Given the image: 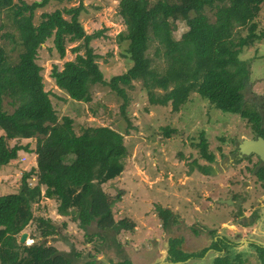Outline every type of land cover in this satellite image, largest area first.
<instances>
[{
  "label": "trees",
  "instance_id": "trees-1",
  "mask_svg": "<svg viewBox=\"0 0 264 264\" xmlns=\"http://www.w3.org/2000/svg\"><path fill=\"white\" fill-rule=\"evenodd\" d=\"M50 1L0 0V14L7 18L1 27L9 28L4 37L14 42L12 48L17 50L13 56L0 42V166L15 160L20 150L36 156L35 166L22 172L17 191L0 194V264H71L82 255L74 246L62 251L47 243L67 222L56 226L49 218L34 217L32 204L41 197L55 199L57 213L69 215L87 242L99 237L97 247L86 253L85 264H103L96 258L101 249H120L118 233L132 231L135 226L128 217L114 218L113 207L120 194L111 195L103 189L104 183L124 170L127 150L122 135L109 126L84 127L77 134L71 117L57 115L36 61L40 45L51 38L62 58L67 43L81 41L72 50L83 52L66 60L61 69L54 65L51 71L56 86L72 100L89 102L91 88L105 86L122 100L120 109L125 115L127 87L140 81L150 104H170L171 110L178 111L196 92L222 112L239 113L259 126L256 113L244 103L249 62L240 59L239 53L264 35L256 20L264 0H119L118 14L125 30L117 37L126 43L123 55L130 65L109 78H105L91 46L102 29L86 34L80 22L83 1L43 11L35 23V11ZM169 19L186 24L179 38L170 30ZM202 59H207V66L200 63ZM155 61L163 62L160 69ZM4 103L12 110L4 109ZM163 130L166 135L171 131ZM200 135L196 145L201 156L212 160L214 156L207 152L205 138ZM33 138L35 147L29 142L10 143L11 139ZM158 211L164 222L171 215L167 209ZM32 221L36 222L37 237L33 233L31 237L35 241L20 243L21 232ZM92 223L98 232L88 233ZM175 245L170 239V253L184 255L175 259L192 255L181 253ZM205 249L197 254L202 255ZM214 249L220 251L225 246ZM228 263L224 255L214 260V264ZM116 264L130 262L123 259Z\"/></svg>",
  "mask_w": 264,
  "mask_h": 264
},
{
  "label": "rangeland",
  "instance_id": "rangeland-1",
  "mask_svg": "<svg viewBox=\"0 0 264 264\" xmlns=\"http://www.w3.org/2000/svg\"><path fill=\"white\" fill-rule=\"evenodd\" d=\"M26 1L30 3L35 0ZM82 1L85 8L81 11L79 19L85 33L89 34L102 29V35L93 39L91 46L98 55V64L105 78L124 72L130 63L123 55L125 54L126 43L124 41L119 42L117 37L120 31L125 30V24L118 14L119 0ZM152 1L154 0H150V2ZM78 2L79 0H63L61 2L52 0L44 8L35 11L34 21L36 23L39 20V15L43 11L62 9L64 6L77 5ZM207 13L211 15L208 10ZM6 19L4 13H1L0 42L4 44L8 53L14 56L17 52L16 49L12 48L14 42L4 37L9 28L1 27L2 22H6ZM256 20L258 22L257 29L264 32V3L261 5ZM168 21L169 28L175 38H179L187 29L183 20L169 19ZM79 43H81L80 40L67 43L65 54L60 58L53 47L52 39H47L37 50L36 61L41 66L44 89L49 91V97L57 115L59 117L63 115L71 117L74 131L77 134L84 127L109 126L123 137V144L127 150L124 170L118 177L103 184V189L107 193L111 195L120 194V200L113 207L114 218L116 220L122 217L136 218L137 224L139 220L144 222L143 225L139 226L140 228L138 227L141 232L138 234V238H143L144 233L149 237L160 235L163 226L158 210L165 208L171 209L172 214L175 211L178 216L183 215L187 224H190L194 217L195 220L198 219L204 224L214 226V231H222L221 222L230 218L228 206L216 203L217 207L206 212L203 210L206 207V202H203L202 198L197 199V191L193 192L190 188L199 185L200 180H207V177L202 175L198 169L199 165L202 167L208 165L205 161L207 159L201 156L200 147L196 144L199 142L202 133L207 145L206 150L216 158L217 165L222 161L220 159L222 157L221 152L224 151L226 154L232 149L234 138L239 139L240 136L249 135L247 134V126L250 123H247L246 119L237 114L222 112L196 92L190 94L188 101L178 111L171 110L170 104H150L144 91L141 90L140 81H133L131 86L127 87L128 104L125 107V115H122L120 109L122 100L105 86H93L90 90L91 100L89 102L72 100L56 86L51 71L54 65L61 69L66 60H73L77 53H82L83 49H80L79 52L72 50V47ZM152 52L153 44L150 46L148 54L151 56ZM239 57L250 63L249 77L251 78L250 81L254 82L250 89L257 93H263L264 35L259 41L244 47L239 53ZM154 63L158 69H160L159 66L163 65V62L155 61ZM200 63L204 67L208 65L207 59L200 60ZM4 109L12 110L6 103H4ZM164 127L171 130L167 135L164 133ZM1 134L3 131L0 129ZM15 141L23 144L29 142L31 147H35L36 144L34 138L11 139L10 143L13 144ZM35 164L36 156L34 153L28 154L20 150L15 160L6 166H0V194L17 191L22 172L35 166ZM33 180L34 178H31V181ZM199 186L203 188L202 185ZM192 201L199 205L201 209L199 212L193 208L197 205H193ZM251 204L244 208L247 214L252 213L251 207L256 206L257 203L251 202ZM56 207L55 199L41 197L32 204L33 215L34 217L49 218L56 226L66 221L73 230L71 232L73 234L70 238L68 233L64 234L62 231L61 234L71 243H75L77 249L83 251L82 254L85 257L86 253L92 252L97 247V241H100L99 237H94L93 242L87 243L85 236L79 232L70 216L59 215ZM177 215L174 214V217ZM35 226L36 222L32 221L23 229L28 233L24 244L30 245L32 241H35L34 239L31 240L32 233H37ZM63 229L61 228V230ZM230 229H234L232 225L224 231L231 233ZM250 229L241 231L240 228V237H244L243 233L249 232ZM95 231V224L92 223L88 228V233ZM52 237L54 238L52 239ZM118 237L122 243L127 241L129 245H133L136 240L132 231H122L118 233ZM47 239V243L56 248L69 249V246L65 245L63 241L57 240L55 236ZM174 243L178 244L179 242L174 241ZM231 247L232 249L229 247L231 253L243 249L239 242L238 245ZM248 247L250 250L254 249L252 246ZM201 248H203L201 245L196 244L192 249L199 250ZM123 257L122 255L114 256L116 259Z\"/></svg>",
  "mask_w": 264,
  "mask_h": 264
},
{
  "label": "flooded vegetation",
  "instance_id": "flooded-vegetation-1",
  "mask_svg": "<svg viewBox=\"0 0 264 264\" xmlns=\"http://www.w3.org/2000/svg\"><path fill=\"white\" fill-rule=\"evenodd\" d=\"M249 72L250 63L248 65L247 85L243 88V99L244 103L250 107L249 110L256 113L257 123H259V126H256L255 122L249 121L246 117H242L241 114L234 113L246 119L247 123H250L247 126V134L249 135L240 136L239 139L234 138L232 140V149L229 153H226L227 155L224 154V151L221 152L222 157L220 159L222 161L217 165L215 157H213L212 160L204 159L208 165L203 167L199 165L198 169L202 175L207 177V180L205 179L199 181V185H202L203 188L199 185L190 187L193 192L197 191V199L202 198L203 202H206V207L203 208L206 212H210L217 207L214 206V204L218 203L220 199H229L230 203L227 204V206L230 210V218L227 221H224L226 224L225 226L220 227L222 231H214V229L210 228L207 224L200 222L198 219L195 220L196 218L194 217L193 219L195 221L193 220L190 224H187L185 223L186 218L183 215H180L177 219V230L181 233V237L172 240L173 242H179L175 245V247L181 253L192 255H189V257L185 259L180 258L177 260L174 256L178 258L184 255L168 254L167 258L170 260L173 259L174 262H184L188 259L198 260L203 257L205 252L210 248L214 249L215 246L231 247L233 245H238L239 242L241 245L252 246L254 248L248 259L251 260V264H264V156L262 157L254 151H246L248 148L245 150L246 152L244 151L245 153H241L239 150L240 144L244 142V140H258L259 138L264 140V92L257 93L250 89L254 82L250 81L251 78L249 77ZM262 152L264 153V149ZM215 172L217 173L214 174ZM251 202H256L257 204L256 206L254 205L251 207L252 213L247 214L244 208L249 206ZM192 203L193 205L196 204L194 201H192ZM193 208H195L198 212L201 210L199 205ZM165 209L171 212V209ZM171 218L172 212L165 222L161 218V225L163 226V229L161 228L162 230L165 231L169 228ZM231 225L234 228L230 229L233 233H226L224 230L228 229ZM240 228L241 231L243 229H251L249 232L243 233L244 237H240ZM95 232H98L97 228ZM116 238L120 244H124L120 241L118 235ZM158 240L159 239H155L154 236L144 240L142 245L145 246L146 249H149L154 246ZM196 244L201 245V247L202 245H205L206 249L202 255L197 254L202 248L199 250H188V248H193ZM142 245H137L135 249H144ZM162 245L163 242L161 243V248L163 247ZM120 250V253L124 256V254H126L125 250L123 248H120ZM146 253L147 252L144 251L142 255L147 256ZM223 255L228 258L230 264H248L246 259H242V254H238L233 258L229 255L228 251L224 250L222 254H219L218 252L216 257H221ZM214 260L211 264H214Z\"/></svg>",
  "mask_w": 264,
  "mask_h": 264
},
{
  "label": "crops",
  "instance_id": "crops-1",
  "mask_svg": "<svg viewBox=\"0 0 264 264\" xmlns=\"http://www.w3.org/2000/svg\"><path fill=\"white\" fill-rule=\"evenodd\" d=\"M208 204H210V203H208ZM214 206H216V204H214ZM174 214L177 215L178 213L173 211L172 218L170 220L169 228L166 229L165 231L164 230H162V231L160 230V235L159 236L153 235V236L149 237L142 231L144 233V237L143 238H138L139 237L138 234H141V232L138 230V227L141 224L143 225L144 222L139 220V223L137 224L136 223L137 219L136 218L135 219L132 218L134 220V222H135V226H134L135 231L133 229L132 233L136 236V240L134 241L133 245L130 244L131 246L129 245V243L127 241L124 244H121L122 245L121 248H123L125 250V253H126V254H124V257L123 258H119V259L114 258V256H116V255H122L123 256V254L120 253L121 250L120 249H116L113 246L110 247L109 249L107 248V246H104L101 249L102 252H99V254L101 256H103V257L100 258L101 256L99 254H97V256H100V257H96L97 261L102 262L103 264H107V261L110 262L111 264H116L117 262H119V261H121L123 259H127L130 262V264H211L213 262L214 258L218 255V252H219V254H222V252L225 250V251H228L229 255L232 256L233 258L236 255H238V254H242V259H246V261H248V264L251 263V260H248V259H249V256H250V253L252 252V250H250L247 245H242V247H243L242 250L239 249L238 251L233 252V253H231V251H230V249H232V247H230V246H226L225 249H222L220 251H216L215 249L210 248V249H208L205 252L203 257L198 259L199 262H198V260H194V259H188V260H186L184 262L183 261L174 262L173 259L172 260L168 259L167 258L168 254H171L170 251H169V247H168L170 239L172 240V239H176V238H180L181 237V235H180L181 233L179 232V230H177V228H178V220L177 219H178L179 216L177 215V216L174 217ZM139 218L142 219V217H139ZM74 224L76 225L75 222H74ZM225 225L226 224L224 223V221H222L221 222V226H225ZM208 226H210V225H208ZM210 228L214 229V226H210ZM77 229L79 230V232H81V234H83V231L80 228H77ZM70 230H71V228L67 224L66 228L61 230V232L63 231L64 234L68 233L67 235H69V238H70L71 234H73V233H71V232H73V230H71V231ZM154 236H155V239H159V240L155 243L154 246H152L149 249H146V247L142 245V242H144V240L149 239V238L154 237ZM56 238H57V240L63 241V243L65 245H67L66 244L67 243L66 240H69L61 233L59 235H57ZM162 242H163V245H162L163 247L161 248V243ZM87 243H89V242H87ZM70 244L72 246H74L76 248V250H78L75 243L72 242ZM137 245H142L144 247V249H141V250L140 249H135V247ZM202 247L205 248V245L204 246L202 245ZM229 247H230V249H229ZM68 248H70V247H68ZM57 249H59V248H57ZM59 250L69 251L70 249H68V250L59 249ZM118 250H120V251H118ZM143 250L147 252L146 253L147 256H143L142 255L143 252H144ZM188 250H192V248H188ZM85 257L82 254L81 256L75 258V260H73L71 264H77V263L85 264L86 261H88V259L85 258Z\"/></svg>",
  "mask_w": 264,
  "mask_h": 264
},
{
  "label": "water",
  "instance_id": "water-1",
  "mask_svg": "<svg viewBox=\"0 0 264 264\" xmlns=\"http://www.w3.org/2000/svg\"><path fill=\"white\" fill-rule=\"evenodd\" d=\"M248 148V149H247ZM247 149V150H246ZM264 149V140L262 139H258V140H244V142H242L240 144V147H239V150L240 152L242 153H245L246 151H254L258 154H260L262 157L264 156V153L262 152ZM246 150V151H245ZM245 151V152H244ZM219 204H229L230 203V200L227 199V200H219L218 202ZM28 233L23 231L21 234H20V237H19V242L20 243H24L26 237H27ZM69 247L71 246V244L69 243V241H67L66 243ZM101 256V255H100ZM100 256H97V257H100ZM103 256H101L100 258H102ZM107 264H111L110 262L107 261Z\"/></svg>",
  "mask_w": 264,
  "mask_h": 264
},
{
  "label": "clouds",
  "instance_id": "clouds-1",
  "mask_svg": "<svg viewBox=\"0 0 264 264\" xmlns=\"http://www.w3.org/2000/svg\"><path fill=\"white\" fill-rule=\"evenodd\" d=\"M31 239H32V238H31ZM32 240H33V239H32ZM67 241H69V243H71V241H70V240H67ZM32 243H33V241H32ZM71 247H73V246H71ZM71 247H70V248H71ZM70 248H69V249H70Z\"/></svg>",
  "mask_w": 264,
  "mask_h": 264
},
{
  "label": "built area",
  "instance_id": "built-area-1",
  "mask_svg": "<svg viewBox=\"0 0 264 264\" xmlns=\"http://www.w3.org/2000/svg\"><path fill=\"white\" fill-rule=\"evenodd\" d=\"M24 158L26 159V157L24 156ZM24 158H22V159H24ZM32 240V239H31Z\"/></svg>",
  "mask_w": 264,
  "mask_h": 264
}]
</instances>
